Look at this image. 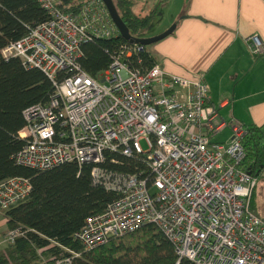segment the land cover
Segmentation results:
<instances>
[{"label": "built area", "instance_id": "built-area-1", "mask_svg": "<svg viewBox=\"0 0 264 264\" xmlns=\"http://www.w3.org/2000/svg\"><path fill=\"white\" fill-rule=\"evenodd\" d=\"M37 2L48 19L1 54L41 70L53 91L45 104L22 111L17 136L23 145L12 158L36 170L91 164L92 183L115 194L102 212L84 219L74 240L87 251L152 224L174 245L175 264H264V218L250 210L257 179L241 166L245 126L219 116L201 76L146 65L139 43L119 44L108 67L90 75L79 62L82 44L117 33L102 0L86 1L77 13L59 10L55 0ZM246 43L254 56L264 53L258 35ZM225 126L228 138L213 141ZM107 154L139 164L118 171L109 165L122 162ZM30 190L26 177L0 181V212L26 200ZM24 233L20 226L6 229L3 242ZM79 256L63 247L43 264H73Z\"/></svg>", "mask_w": 264, "mask_h": 264}, {"label": "trees", "instance_id": "trees-1", "mask_svg": "<svg viewBox=\"0 0 264 264\" xmlns=\"http://www.w3.org/2000/svg\"><path fill=\"white\" fill-rule=\"evenodd\" d=\"M86 0H55V7L77 13ZM115 9L131 36L140 38L152 22L157 8L146 14L135 13L134 0H112ZM37 0H0V181L13 176L30 180L31 190L26 200L3 212L7 229L20 226L24 235L0 250V264H43L61 253L65 247L80 252L73 264H175L174 245L158 227L144 225L133 232L113 238L91 250L84 251L74 240L84 219L102 212L115 194L91 181V164L81 166L63 163L47 170L16 165L13 155L22 147L17 136L23 127L22 111L34 104H45L53 85L37 68L26 69L18 58L5 59L1 49L24 36L28 28L48 19ZM126 40L118 30L110 38H95L81 46V67L95 76L106 69L111 53ZM142 54L146 65L154 63L148 51ZM244 158L241 166L253 177L264 176V132L261 125L245 126L241 138ZM122 162L109 165L118 171L132 172L136 159L107 154ZM108 164V163H107ZM250 210L262 218L256 205V186L252 190ZM178 264H189L182 259Z\"/></svg>", "mask_w": 264, "mask_h": 264}, {"label": "crops", "instance_id": "crops-1", "mask_svg": "<svg viewBox=\"0 0 264 264\" xmlns=\"http://www.w3.org/2000/svg\"><path fill=\"white\" fill-rule=\"evenodd\" d=\"M134 2L138 14L157 8L162 15L173 8L171 19L149 35L176 24L171 34L147 48L154 63L171 74L201 76L210 104L225 122L254 123L264 132V53L254 56L246 43L249 36L258 35L264 45V0ZM229 134L225 126L215 136L223 142ZM6 229L4 224L2 237ZM0 243L5 246L3 238Z\"/></svg>", "mask_w": 264, "mask_h": 264}, {"label": "rangeland", "instance_id": "rangeland-1", "mask_svg": "<svg viewBox=\"0 0 264 264\" xmlns=\"http://www.w3.org/2000/svg\"><path fill=\"white\" fill-rule=\"evenodd\" d=\"M86 1H88V0H86ZM172 13H173V8L164 9L162 15H161V11L157 12L156 15L154 16V18L152 19V22L150 23L149 27L144 32H142L140 34V38H150V37H154V36L161 34V33H159V34H156L154 36H149V35H152V33H154L156 30L159 31V29H161L163 27V25H165L171 19ZM167 29L168 28H166L165 30H167ZM225 131L226 130L224 129L223 133ZM220 137H221L220 135L215 136V138H213V141H216V142L220 141ZM222 137H224V136L222 135ZM141 146L143 149L146 148V145L143 141H141ZM256 205H257V209H258L259 213L264 214V176L261 179H259L257 182ZM4 224H5V218L3 216V213L0 212V242H2L1 233H2V229L4 227ZM2 248H3V244L0 245V250Z\"/></svg>", "mask_w": 264, "mask_h": 264}, {"label": "water", "instance_id": "water-1", "mask_svg": "<svg viewBox=\"0 0 264 264\" xmlns=\"http://www.w3.org/2000/svg\"><path fill=\"white\" fill-rule=\"evenodd\" d=\"M102 2L104 4V6L106 7V9L109 13V16H110L113 24L115 25L116 29L118 30L120 36L123 37L129 43H139V44H142L144 46L154 44V43L158 42L159 40L165 38L169 34H171L176 27V24H172L171 26L168 27L167 30H165L161 34L154 36V37H150V38L133 37L130 35L128 28L125 26V24L123 23V21L119 17L112 0H102Z\"/></svg>", "mask_w": 264, "mask_h": 264}, {"label": "bare ground", "instance_id": "bare-ground-1", "mask_svg": "<svg viewBox=\"0 0 264 264\" xmlns=\"http://www.w3.org/2000/svg\"><path fill=\"white\" fill-rule=\"evenodd\" d=\"M258 182V181H257ZM257 182H256V186H257Z\"/></svg>", "mask_w": 264, "mask_h": 264}]
</instances>
